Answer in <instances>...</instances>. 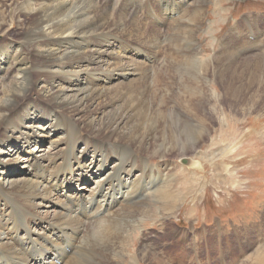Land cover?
<instances>
[{
    "label": "bare ground",
    "instance_id": "bare-ground-1",
    "mask_svg": "<svg viewBox=\"0 0 264 264\" xmlns=\"http://www.w3.org/2000/svg\"><path fill=\"white\" fill-rule=\"evenodd\" d=\"M207 1L0 0V264H91V254L92 264H121L112 258L126 229L113 225L145 197L148 159L216 141L214 100L264 113V38L252 42L261 20L246 18L252 39L235 22V54L201 60ZM179 20L187 27L171 38L175 55L156 64ZM171 253L141 252L150 264H180Z\"/></svg>",
    "mask_w": 264,
    "mask_h": 264
},
{
    "label": "rangeland",
    "instance_id": "rangeland-1",
    "mask_svg": "<svg viewBox=\"0 0 264 264\" xmlns=\"http://www.w3.org/2000/svg\"><path fill=\"white\" fill-rule=\"evenodd\" d=\"M204 11L205 18L196 36L202 50L201 60L214 54L217 57L235 54L228 36L235 22L242 27L238 34L247 35V17L249 20H261L259 31H253L252 42L257 36L261 40L264 38V0H208ZM186 27L187 23L179 20L173 23L170 34L162 35L156 64L166 63L175 55L176 47L171 38ZM8 30H16V23L10 21ZM222 41L225 47L219 49ZM178 43L188 45L185 41ZM185 75L187 73L182 78L184 82ZM223 104L214 100L206 107L213 116L209 138L216 141L202 144L196 152L199 154L172 152L164 158L150 157L147 164L153 171L145 168V172L139 166L138 170H143L144 174L139 186L143 192L140 196L145 197L139 199V208L132 209L114 223L117 229H126L120 232L126 237L116 244L113 260L135 264L131 260L133 256L138 264H150L149 260L142 259V251L163 260L168 257L164 254L166 250L171 249L170 255L180 254L177 256L180 264H264V113L247 109L244 102ZM170 105L177 110L174 103ZM247 105L251 106L250 103ZM250 128L259 131L256 130L247 141H242L232 153L219 154L222 147L234 145ZM210 158L212 164L207 161ZM194 161H199L205 171L192 168ZM215 175L219 177L215 178ZM244 227L248 230L246 233L243 232ZM225 238H229L231 243L225 244ZM177 241L181 246L173 247ZM192 248L196 253L200 252L189 254ZM180 249L189 252L182 256ZM220 255H223L222 260ZM88 260L92 264L95 255H88Z\"/></svg>",
    "mask_w": 264,
    "mask_h": 264
},
{
    "label": "water",
    "instance_id": "water-1",
    "mask_svg": "<svg viewBox=\"0 0 264 264\" xmlns=\"http://www.w3.org/2000/svg\"><path fill=\"white\" fill-rule=\"evenodd\" d=\"M186 161V160H185Z\"/></svg>",
    "mask_w": 264,
    "mask_h": 264
}]
</instances>
